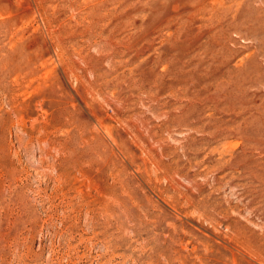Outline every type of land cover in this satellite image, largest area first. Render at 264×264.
<instances>
[{
  "label": "rangeland",
  "instance_id": "1",
  "mask_svg": "<svg viewBox=\"0 0 264 264\" xmlns=\"http://www.w3.org/2000/svg\"><path fill=\"white\" fill-rule=\"evenodd\" d=\"M0 264H264V0H0Z\"/></svg>",
  "mask_w": 264,
  "mask_h": 264
}]
</instances>
